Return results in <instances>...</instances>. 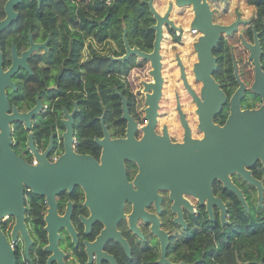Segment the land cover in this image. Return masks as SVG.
<instances>
[{
  "label": "flooded vegetation",
  "instance_id": "flooded-vegetation-1",
  "mask_svg": "<svg viewBox=\"0 0 264 264\" xmlns=\"http://www.w3.org/2000/svg\"><path fill=\"white\" fill-rule=\"evenodd\" d=\"M150 1L159 14L168 12L174 24L162 22L161 26L162 86L152 128L155 135L180 145L170 153L175 165L170 174L173 191L153 186L169 175L162 172V142L141 141L148 122L143 82L152 81L149 61L139 57L142 64L135 67V88L129 73L126 76L132 92L131 110L127 96L115 90L123 124H107L101 114L98 126L84 129L92 134L89 142L78 135L81 100L72 98L71 105H62L60 111L54 106L59 81L80 70L86 48L78 47L77 61L70 60V49L53 45L47 25L39 19L35 22L34 11L50 8L53 0H16L11 5L17 15L0 29V73L11 71L4 86L9 107L6 112L12 113L13 108L28 112L40 103L30 117V127L17 119L9 124L11 148L32 166H41L44 161L48 165L58 163L67 151L65 121L71 114L69 149L89 160L85 163L87 158L80 159L84 164L78 167L87 176L82 177L89 180L86 183L73 181L71 174L70 185L56 188L47 183L43 192L24 185L23 223L29 238L26 250L20 229L11 241L15 217L9 215L0 221L16 264H168L161 262L162 240L155 229L164 233V257L171 263L216 260L220 264H264V156L250 159L246 153L261 144V136L264 139V129H259L264 123V0H197L196 5L191 1L184 10L176 8L174 0H157L168 9L164 13ZM6 2L0 0V21L7 16ZM170 10L175 12L174 18ZM196 11L202 14L197 19L202 27L192 25ZM164 24L175 31L174 35L165 32ZM200 37L203 50L210 54V59L204 56L202 61L205 69L211 70L204 79L196 77L193 70L195 64H201L196 45ZM32 43L45 45L31 48ZM210 84L222 96L210 117L221 129H205L201 124L200 116L209 113L216 101L209 98ZM121 96L127 99L128 111L136 121L133 137L141 142L129 145L120 165L105 166L104 146L97 140L104 138V130L110 140L127 138ZM15 131L24 132L23 144L17 143ZM30 135L36 152L44 154L43 160L29 146ZM213 142L219 148L217 162L241 164L247 173L237 168L227 172L233 188L214 177L211 193L222 205L212 202L209 206L207 196L200 200L182 186L185 182L191 187L203 186L209 163L203 146L206 143L210 148ZM122 176L121 187L116 181Z\"/></svg>",
  "mask_w": 264,
  "mask_h": 264
},
{
  "label": "water",
  "instance_id": "water-1",
  "mask_svg": "<svg viewBox=\"0 0 264 264\" xmlns=\"http://www.w3.org/2000/svg\"><path fill=\"white\" fill-rule=\"evenodd\" d=\"M16 0H7L5 8L7 11V16L0 21V29L5 27L7 24H9L13 17L17 15L12 10V4ZM40 1V0H38ZM191 1L194 2V5H196L198 2L197 0H174V5L176 8H179V10H184L185 6L189 4ZM147 4L149 5V9L152 12L156 22L152 25L153 29L155 30V39L153 41V48L151 51H143L139 49L137 46L131 47L127 39L124 35L123 41H124V47H125V53L116 59H125L128 56L135 54L140 58L147 59L150 64L149 74L152 76V81L150 82H143L144 90L146 91V103L148 104L145 108V117L148 119L147 124L144 127L145 135L144 138L141 141L146 142H162V150H163V174L167 173L169 175L162 176L161 179L157 180L153 183V186H165L171 188V190H175L174 188V181L171 177L172 170L174 169V160L171 156V152L175 151L180 145H174L169 142V140L165 137H159L154 134L153 132V126L156 122V115H157V100L161 93V86H162V76H161V55L159 52L160 48V40L162 35V22L170 23V25L174 26V24L168 19V12H165L163 15L159 14L155 8L152 5V2L150 0L147 1ZM195 19L192 23V25L195 26H201L197 23V19L201 18V12L196 11ZM202 27V26H201ZM200 42L197 43V48L199 50L198 54L201 59V64H195L194 65V74L196 77L199 78H208V72L211 70H208L210 68L205 69L204 64L202 61L204 60V56H207L208 59H210V54L207 50H203V37L199 38ZM45 45L44 43H32L31 48ZM25 53V52H24ZM203 66V67H202ZM182 68V67H181ZM11 71H8L7 73H0V221L9 216L13 215L16 219V223L13 226V229L11 230L10 237L11 241H14L16 238L17 230L20 229L21 235L25 240V250L27 249V244L29 243L28 235L25 231L24 223H23V188L24 185H30L33 187V189L38 190L40 192H43V190L48 187L49 184H52L54 187L59 188L62 187L64 184L70 185L72 180H79L84 183L88 182L89 180L83 179L82 177L85 176V173H82L78 167L83 165L82 161L80 159L87 158L86 162H89L87 156H77L74 155L71 150L69 149V134L71 129H69V123L71 122V114L68 115V120L65 121V124L67 125V131L64 132L65 141L67 143V151L64 156H62L58 163L54 165H48L44 161L43 165L41 166H32L27 163H25L18 155L15 154L13 149L11 148V129L9 124L17 119L20 121H24L27 127H30V117L35 114L40 106V103L38 102L32 109H30L28 112H18L16 108H13L12 113H7L8 110V104L7 100L4 94V86L6 82H9L6 78V75L9 74ZM181 76L183 78V82L186 85L185 76L183 73V70L181 69ZM10 85H12L10 83ZM209 89V98L215 99V103L211 109H209V113H203L201 118V124L205 126V129H221L217 125H214L211 121V115L213 111H217L219 108V101L221 100V94L214 88V84H210ZM204 90L208 92L207 87H203ZM122 97V118L127 120V138L123 139H109L108 133L106 130H104L105 135L103 139H97L98 142L103 144L104 146V154L102 156L103 158V165L109 166L112 164H121V159L124 156L125 152L129 150V145L134 143L136 144L137 141L133 137V132L135 130L136 121L134 120L133 116L129 113L127 108V99L125 97ZM207 96H205L206 98ZM76 111V107L74 109ZM67 114V113H66ZM184 123V120H182ZM259 129H264V123L260 125ZM105 129V126H103ZM261 144H259L256 148H252L250 152L246 153L249 156L250 159L255 158L256 156L260 155L263 157V142L264 139L261 136L260 137ZM29 146L35 151L36 155L40 159H44V154H38L33 147L32 138L31 135L29 136ZM205 153L207 154V157L209 158V163L205 166V170L207 171V175L205 177L204 175V183L203 186H199L198 188L195 186L191 187L188 185L187 182L184 183V186H182L183 189H187L190 191H193L194 194H196L200 200L203 199V196L208 197V205L212 202H216L220 205L221 201L218 198L213 197L211 193V182L214 177H220L226 186L233 188L231 185L228 177L227 172L230 171L231 168H237L239 171L243 173H247L242 168L241 164L236 165H230V164H221L217 162V159L219 160V148L217 147L216 143H212L210 148L208 144H204L203 146ZM147 150L154 149L153 147H147ZM241 151H244L242 149ZM164 152H168L169 156H166ZM94 168H98L100 170V167H96L95 164ZM109 168V167H108ZM101 171V170H100ZM73 174L72 180L69 179V176ZM48 175L55 176L58 179L57 180H49ZM65 175V176H60ZM61 177L62 179H60ZM67 178V179H66ZM122 178H117L116 184L119 186H123L121 181ZM64 180V182H63ZM107 183H112V181H107ZM172 195V194H171ZM178 199H180L179 195L177 196ZM208 206V208H209ZM141 213L145 217H149L147 213H144V211H141ZM154 229L156 227H153ZM155 231L158 233L159 238L162 240V255H161V262L168 263V264H175L169 262L164 257V233L162 231H159L155 229ZM0 264H16L15 255L13 252V248L11 246V243L7 239L5 233L0 228Z\"/></svg>",
  "mask_w": 264,
  "mask_h": 264
},
{
  "label": "trees",
  "instance_id": "trees-1",
  "mask_svg": "<svg viewBox=\"0 0 264 264\" xmlns=\"http://www.w3.org/2000/svg\"><path fill=\"white\" fill-rule=\"evenodd\" d=\"M147 1L78 0L77 4L75 0H53L50 8L33 13L35 22L39 19L52 32L53 45L70 49V60L77 61L78 47L86 48L87 55L82 59L80 70L66 74L59 81V95L54 106L60 111L62 105H71L72 98L81 100L78 135L88 138L89 142L92 134L84 129L98 126L101 114L107 124H123L115 90L127 96L131 110L132 92L126 76L142 61L135 54L122 60L116 58L125 53L124 35L131 47L151 50L154 17ZM67 89L71 92L67 93ZM14 135L18 144L25 142L24 132L15 131ZM220 263L207 260L197 264Z\"/></svg>",
  "mask_w": 264,
  "mask_h": 264
},
{
  "label": "crops",
  "instance_id": "crops-1",
  "mask_svg": "<svg viewBox=\"0 0 264 264\" xmlns=\"http://www.w3.org/2000/svg\"><path fill=\"white\" fill-rule=\"evenodd\" d=\"M153 4L159 10L160 13H164V11L166 9L165 6L157 4V0H153ZM166 10H168V9H166ZM169 14H170L171 18L175 17V12L173 10L172 11L170 10ZM164 30L166 33H169L171 36L174 35V33H175V31L171 32V30L167 24H164ZM162 54H164V52H162ZM163 61H164V59H163ZM136 73H137V69L133 68L129 71V75H128L129 80H131V84L134 88L137 86V83L135 81V78H132V77H135ZM132 74H133V76H131ZM163 74L165 75V70H163Z\"/></svg>",
  "mask_w": 264,
  "mask_h": 264
},
{
  "label": "rangeland",
  "instance_id": "rangeland-1",
  "mask_svg": "<svg viewBox=\"0 0 264 264\" xmlns=\"http://www.w3.org/2000/svg\"><path fill=\"white\" fill-rule=\"evenodd\" d=\"M131 76H133V74ZM132 78H134V77H132ZM159 120H161V119H159Z\"/></svg>",
  "mask_w": 264,
  "mask_h": 264
}]
</instances>
